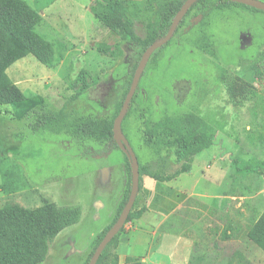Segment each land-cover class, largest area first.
<instances>
[{
    "label": "rangeland",
    "instance_id": "374dc122",
    "mask_svg": "<svg viewBox=\"0 0 264 264\" xmlns=\"http://www.w3.org/2000/svg\"><path fill=\"white\" fill-rule=\"evenodd\" d=\"M25 1L42 16L36 30L51 44L54 63L29 55L8 70L12 82L41 112H63L70 119L114 115L140 61L137 47L104 22L105 4H116L143 41L157 8L150 0ZM201 24L193 18L141 77L150 110L193 113L211 128L214 141L194 154L191 173L187 161L150 163L139 142V118L124 123L144 174L156 173L184 189L202 178L196 186L201 196L188 198L165 222L167 236L151 235L148 264H246L239 257L231 263L236 252L250 264H264V253L247 237L264 210V175L236 167L264 160V12L230 6L213 13L202 24L214 41L206 50L194 35ZM237 83L252 87L235 97ZM125 156L120 148L104 152L94 143L37 132L34 119L19 120L11 106H0V208L79 206L80 221L58 235L44 264H85L125 190ZM139 202L142 208V195ZM224 232L230 234L226 240ZM174 246L179 258L172 255Z\"/></svg>",
    "mask_w": 264,
    "mask_h": 264
},
{
    "label": "trees",
    "instance_id": "16d2710c",
    "mask_svg": "<svg viewBox=\"0 0 264 264\" xmlns=\"http://www.w3.org/2000/svg\"><path fill=\"white\" fill-rule=\"evenodd\" d=\"M185 1L150 0L157 10L155 19L150 23L146 41L141 40L134 33L131 22L123 20L116 4H105L107 13L104 16V22L109 28L119 31L125 42L137 47L138 61H141L147 48L168 34L176 14ZM230 6L259 11L226 0H199L190 8L171 40L154 51L145 71L147 72L155 63L158 54L182 33V30L189 25L193 18L200 17L202 24H207L213 13L223 11ZM41 21L42 16L25 0H0V106H11L19 120L34 119V129L37 132L46 131L57 136H65L81 145L94 143L104 152L112 148L119 149L114 140V121L122 109L134 75L129 81L123 100L117 104L114 115L80 116L74 119L68 118L63 112H41L40 108L31 105L24 92L12 82L8 70L19 60L29 55H33L47 65L52 66L54 63L51 44L44 41L36 30ZM202 24L196 29L194 35L197 36L196 45L198 48L206 50L211 44H214V41L206 33ZM138 65L139 62L135 69ZM142 79L123 121V133L125 121L136 115L139 118L137 131L141 134L139 138L141 147L159 161H187L195 153L204 149L207 144L213 143L214 134L211 128L196 114L170 115L166 112L150 110L147 100L143 98ZM251 87L247 83H237L232 87L233 94L235 97L246 94ZM125 137L130 142L126 135ZM125 157L127 183L121 203L112 224L94 240L93 250L85 264H90L100 242L117 221L128 201L132 187V173L129 159L127 156ZM236 167L239 172L264 175V160L260 163H246L241 166L236 163ZM142 188L143 179L140 171L139 194L142 192ZM139 205L137 197L126 224L139 219L146 211L145 206L140 208ZM80 219L81 208L79 206L61 207L53 202H46L43 206L33 210L18 204L3 206L0 208V264H44L58 235L66 228L76 225ZM124 230L125 226L105 248L97 264H120L119 256L114 250H116ZM229 237L230 234L227 232L222 235L223 240ZM247 237L264 253V210L254 224L248 228ZM236 257H239L241 262L245 261L246 264H250L240 252L233 255L231 263ZM129 264L146 263L132 260Z\"/></svg>",
    "mask_w": 264,
    "mask_h": 264
},
{
    "label": "crops",
    "instance_id": "0c3cea01",
    "mask_svg": "<svg viewBox=\"0 0 264 264\" xmlns=\"http://www.w3.org/2000/svg\"><path fill=\"white\" fill-rule=\"evenodd\" d=\"M137 157L140 162L141 157L138 154ZM143 157L147 158L150 163H157L153 162V160H156L155 157L153 158V156L149 154ZM193 158L194 155L187 160V163L190 166H188L189 168L187 173H191L193 170ZM210 169L211 167L208 166L205 170L210 171ZM205 170L203 171L202 176L206 175ZM140 171L143 179V188L138 197L140 198L141 195L143 196L146 211L139 219L133 220L125 225V230L120 236L116 249L120 264H127L129 260H140L141 262L148 264V260H150L149 252L153 250L152 246H154L153 237H151V235L154 237L158 236V232L164 230L165 222L173 214L177 213L183 208L185 201L188 198L201 196V193L198 192V188L196 187L197 184L202 180L201 177L195 180V183L191 189L186 188V190L184 187L171 185V181H165L163 179L164 177H158L156 173L146 172L144 174L141 164ZM109 177V171L105 169L104 178L108 179ZM204 177L205 178L203 179H206V176ZM121 200L117 205L114 218ZM164 236H167V234L163 231L161 238L163 239ZM145 252H147L146 254L148 255L142 256L141 254H145ZM172 252L173 257L179 258L180 252L177 246L173 247Z\"/></svg>",
    "mask_w": 264,
    "mask_h": 264
},
{
    "label": "water",
    "instance_id": "95a60500",
    "mask_svg": "<svg viewBox=\"0 0 264 264\" xmlns=\"http://www.w3.org/2000/svg\"><path fill=\"white\" fill-rule=\"evenodd\" d=\"M198 1L199 0H186L183 6L181 7V9L176 14L171 24L168 34L162 40H160L159 42L155 44H152L150 47L147 48V50L143 54L142 59L135 71L128 95L123 103L122 109L114 121V126H113L114 140L117 143L118 147L126 154V156L129 159V162L131 165V173H132V187H131V192H130L128 201L124 209L122 210L117 221L109 229V231L106 233V235L100 242L99 246L97 247L90 261V264L98 263V260L100 259L105 248L113 240V238L121 231V229L125 226L129 218V215L132 212L135 201L139 195V190H140L139 160L130 142L125 137L123 130H122V124L129 110L130 103L132 99L134 98V95L137 91L141 77L147 67V64L152 54L154 53L155 50L161 48L162 46H164L166 43H168L171 40V38L173 37L181 21L184 19V17L186 16L190 8ZM226 1L242 4V5H245V6H248V7L264 12V2H261L259 0H226Z\"/></svg>",
    "mask_w": 264,
    "mask_h": 264
}]
</instances>
